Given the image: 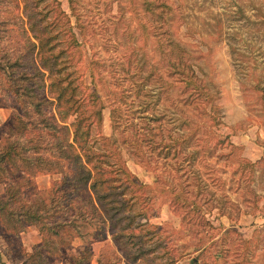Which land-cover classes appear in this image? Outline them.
Here are the masks:
<instances>
[{
    "label": "rangeland",
    "instance_id": "rangeland-1",
    "mask_svg": "<svg viewBox=\"0 0 264 264\" xmlns=\"http://www.w3.org/2000/svg\"><path fill=\"white\" fill-rule=\"evenodd\" d=\"M166 1L171 14L158 27L145 0H18L38 30L63 10L53 49H35V63L15 60L27 45L0 21V153L9 155L0 160V204L46 210L72 172L42 129L57 110L54 100L36 105L47 91L66 89V122L90 126L82 158L99 184L110 180L95 188L105 222L70 229L48 264L86 247L84 264H264V0ZM14 13L0 0V19ZM65 209L70 216L76 204ZM107 214L120 221L116 239ZM11 220L4 206L0 264H24L53 236L35 221L16 234L5 228Z\"/></svg>",
    "mask_w": 264,
    "mask_h": 264
},
{
    "label": "trees",
    "instance_id": "trees-1",
    "mask_svg": "<svg viewBox=\"0 0 264 264\" xmlns=\"http://www.w3.org/2000/svg\"><path fill=\"white\" fill-rule=\"evenodd\" d=\"M3 1L6 4H9V6H13L14 8H16V14L14 13L10 15L9 18L0 19V21L9 24L10 26L7 29L9 31L14 30L18 32V38H21L24 45H27L28 53L22 54L21 56L16 55L17 58L15 57V60H19V58L23 56L22 61H25L26 58H31L32 63H35L37 55H35L34 53L35 49L39 50V48L41 47L42 50L43 46H47L48 44L50 45L47 49H53L54 45L51 43L52 39L54 40L56 37H58L61 30H63L62 23L59 22V15L63 13V10L59 9V7L55 8V11L60 10L59 13L56 12L55 15L52 16V19L49 22L46 21V23L42 26V29L38 30L36 29L37 21H34L36 20L34 19V14L28 13L25 16H22L20 14L18 0ZM145 4V9L149 10L152 21H155L158 24V27L164 26V23L168 22L169 19L167 16L171 14L172 10L171 4L169 2H167L166 0H145ZM39 20H42V18H40ZM56 29H58V31H56ZM175 45L180 48L177 42H175ZM41 50H39V52ZM52 60H54V57L52 56L45 57L43 65L41 67L45 69V66H50L48 64ZM55 84L58 83L56 82ZM19 87V85L13 87V92L16 93L17 96H19L18 92L21 93V90H24L23 87H21V89L19 90ZM65 91L66 89L59 90L57 95H54L51 91H47L39 96L38 100L36 101V105L40 106L41 103H45L47 105L51 103V100L56 101V112L54 113L53 111H47L49 114L48 119H46L45 117L41 118L43 120L42 129L49 131L50 138H54L56 140V142H54L49 147L51 155L66 160L69 164V167H71V174H62L58 184L59 186H61V189L58 192L57 190L59 188H57L55 190L56 192L50 195L49 200L51 202L48 203L49 206L46 207V210H43L44 212L37 209V211L33 209L30 210V208L35 207L31 205H27V207L23 206L22 211H14L13 208L8 211V208L6 206L11 205V202L5 200L0 204V209L4 208L5 206L7 216L9 215L10 219L13 217L15 218V220H11V223L7 221V226L5 225V228L7 230L13 231L14 233L18 234V232L22 230L24 223L31 224L35 221L40 222L41 225L39 227V230L42 233L44 230V232L52 234L53 236L50 237V239H48L47 241L46 238L43 237L40 243L35 244L32 251H30V253H28L23 260L24 264H48L52 260L54 251H58L59 247L57 246V243H60L64 246L70 243V241L67 240V237L71 235L70 231L72 230L70 229H73L74 232L77 233L76 235L81 234V231H78L81 221H86L90 225L92 224L95 227H98L97 225L100 222H105L102 220V213L106 212V210L103 209L101 204V196L96 192L95 188L97 186H101L105 182L109 183L110 180L105 179L101 182V184H99L98 176L96 172L93 171L94 166L90 163V161L82 158L85 152V149H83L82 147V142L86 143L90 126L87 124L83 125L80 119L71 122V125L66 122L65 115L70 114V112L60 108L62 104L60 102L67 95V92ZM26 95L29 97L32 96L35 99L37 97V95H32L30 87L28 88ZM49 105L46 107V110L47 108H50ZM56 131L60 132L62 135L56 136ZM53 146L55 147L53 148ZM7 152L8 151H4L3 153H0V160L6 159L5 156L8 155ZM32 157L34 156L26 155L24 159H33ZM34 158L40 160H48V157L43 158V156H37ZM45 168L48 167L45 166ZM128 179L129 175H125L121 180V184H123L125 181H128ZM107 190V196H111L112 194H114L116 187L109 186L107 187ZM123 190L118 191L116 194H122ZM70 200H72L76 204V211L70 216L65 215V213H60L61 210L62 212L67 211L65 207H68ZM109 208L112 209L114 207L110 206ZM116 210H113L112 212H115ZM108 217L110 218L109 225L111 236L113 239H116V235L114 232L119 228L120 221H113V217L110 214L108 215ZM125 219L126 217H124V220ZM16 223L20 225L15 226ZM90 255V247H86L85 249L81 250L78 255L73 256L71 262L64 261L63 264H84L89 261ZM97 261L98 264H100L99 259H97Z\"/></svg>",
    "mask_w": 264,
    "mask_h": 264
}]
</instances>
